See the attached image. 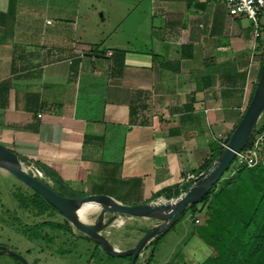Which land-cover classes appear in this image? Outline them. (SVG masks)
Masks as SVG:
<instances>
[{
    "label": "crops",
    "instance_id": "1",
    "mask_svg": "<svg viewBox=\"0 0 264 264\" xmlns=\"http://www.w3.org/2000/svg\"><path fill=\"white\" fill-rule=\"evenodd\" d=\"M221 1L0 0V141L73 187L176 197L165 189L207 168L260 78L262 39Z\"/></svg>",
    "mask_w": 264,
    "mask_h": 264
},
{
    "label": "rangeland",
    "instance_id": "2",
    "mask_svg": "<svg viewBox=\"0 0 264 264\" xmlns=\"http://www.w3.org/2000/svg\"><path fill=\"white\" fill-rule=\"evenodd\" d=\"M101 1L110 3V0ZM126 1L127 4L128 1L129 4H135L134 0ZM130 10L129 13L126 11L124 14L128 21L136 16L133 10ZM239 22L242 26L253 28L252 20L246 16H243ZM259 22L263 30L264 11L259 16ZM236 169L237 164L234 159L224 176L235 172ZM48 182L56 186L55 182L49 178ZM109 182L110 178L99 176L75 187L80 193H105L94 191L103 189L110 191ZM57 190L59 191L58 188ZM34 191L13 173L0 166V244L22 254L30 264L131 263L130 256L112 255L104 249L101 243L84 236L66 217L50 205H46L47 210L43 214H36L33 206L27 208L23 202L27 205L31 203ZM200 204L201 200L195 205L188 206L180 221L157 244H149L145 247L136 264H145L146 257L154 246L156 247L155 255L150 264H165L168 259L172 261L171 264H198L211 250L199 236L190 237V231L194 226L195 209ZM99 213L100 208L97 206L89 211L87 220L94 221ZM109 215L110 213L106 214V219ZM196 216L199 217V215ZM118 218L124 221L119 224ZM118 218L106 227L105 232L111 242L119 243L122 249L131 247L144 233L145 230L142 227H146L147 224L141 219L130 220L125 219V216H118ZM71 226L76 233L71 231ZM0 264H22V262L10 252L0 250Z\"/></svg>",
    "mask_w": 264,
    "mask_h": 264
},
{
    "label": "water",
    "instance_id": "3",
    "mask_svg": "<svg viewBox=\"0 0 264 264\" xmlns=\"http://www.w3.org/2000/svg\"><path fill=\"white\" fill-rule=\"evenodd\" d=\"M264 114V67L257 82L253 96L241 119L232 131L222 152L205 170L199 173L187 189L173 198L150 202L125 203L107 193H88L81 196H67L59 193L44 178L42 170L32 161L0 141V166L13 173L26 185L32 187L55 206L75 227L86 236L101 243L104 249L119 256H132L130 264H136L145 247L157 236L169 231L180 214L204 197L231 167L236 154L245 147L256 125ZM28 166L36 171L29 170ZM94 202L100 208L96 222L83 219L78 214L81 205ZM110 213L106 219V214ZM118 216L144 217L149 220L144 233L128 248H120L111 242L106 227ZM0 250L10 252L22 264H30L22 254L0 244Z\"/></svg>",
    "mask_w": 264,
    "mask_h": 264
},
{
    "label": "trees",
    "instance_id": "4",
    "mask_svg": "<svg viewBox=\"0 0 264 264\" xmlns=\"http://www.w3.org/2000/svg\"><path fill=\"white\" fill-rule=\"evenodd\" d=\"M260 39L264 44V29ZM263 67L264 60L260 75ZM255 88L256 85L251 98ZM261 121L264 124V115ZM223 148L224 145H219L207 166L216 159ZM262 153V158L257 164L253 166L237 165L235 172H231L227 176L223 174L210 191L200 199L201 204L196 206L194 226L190 231V237L199 236L211 249L199 264H264V149ZM29 160L42 170L43 175H49L52 178L56 185L52 186L56 190L58 188L59 193L67 196L85 194L69 185L63 176L50 165L41 160ZM165 192L168 197H172L180 194L181 190L180 187L173 191L168 188L165 189ZM31 197V203L28 205L23 203L27 208L33 206L36 214L46 212L47 204L55 208L36 190L32 192ZM195 204L192 203L189 206ZM182 214L172 227L180 221ZM142 229L145 228L142 227ZM167 232L157 236L149 244H157ZM155 249L154 246L146 257L145 264H150L153 261ZM130 257L132 258V256Z\"/></svg>",
    "mask_w": 264,
    "mask_h": 264
},
{
    "label": "built area",
    "instance_id": "5",
    "mask_svg": "<svg viewBox=\"0 0 264 264\" xmlns=\"http://www.w3.org/2000/svg\"><path fill=\"white\" fill-rule=\"evenodd\" d=\"M228 6L229 13L233 16H246L253 22V31L255 38L262 35V29L259 22V16L264 11V0H224ZM82 55V54H81ZM220 136V135H219ZM228 137H219L221 145L227 144ZM264 149V124L260 122L256 125L254 133L251 135L249 141L235 156L236 164L253 166L257 164L262 158V150ZM29 170L37 171L28 166ZM197 175L188 173L184 177V186L181 188V193L184 192L191 181ZM131 217V216H130Z\"/></svg>",
    "mask_w": 264,
    "mask_h": 264
},
{
    "label": "bare ground",
    "instance_id": "6",
    "mask_svg": "<svg viewBox=\"0 0 264 264\" xmlns=\"http://www.w3.org/2000/svg\"><path fill=\"white\" fill-rule=\"evenodd\" d=\"M97 208V204L94 202H88V203H84L83 205L80 206V208L78 209V214L81 218L83 219H88V213L89 211H91L92 209ZM93 219V218H92ZM124 221V219H119L118 218V223H122ZM117 223V222H116ZM115 225V224H114Z\"/></svg>",
    "mask_w": 264,
    "mask_h": 264
},
{
    "label": "flooded vegetation",
    "instance_id": "7",
    "mask_svg": "<svg viewBox=\"0 0 264 264\" xmlns=\"http://www.w3.org/2000/svg\"><path fill=\"white\" fill-rule=\"evenodd\" d=\"M55 207V206H54ZM55 209L56 210H58L56 207H55ZM58 212L59 213H61L59 210H58ZM61 215H63L62 213H61ZM64 216V215H63ZM98 216H99V214L96 216V219L94 220V221H92V222H96L97 221V219H98ZM65 217V216H64ZM67 225V224H66ZM74 226V225H73ZM73 226H71L70 228H71V231L73 232V233H76V231H74L73 230ZM77 228V227H76ZM78 229V228H77ZM84 236H86L82 231H80ZM86 237H88V236H86ZM88 238H90V237H88ZM92 239V238H91ZM94 240V239H93ZM96 241V240H95Z\"/></svg>",
    "mask_w": 264,
    "mask_h": 264
}]
</instances>
